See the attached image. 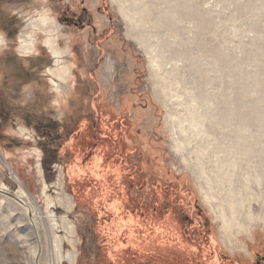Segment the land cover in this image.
<instances>
[{
    "label": "rangeland",
    "instance_id": "rangeland-1",
    "mask_svg": "<svg viewBox=\"0 0 264 264\" xmlns=\"http://www.w3.org/2000/svg\"><path fill=\"white\" fill-rule=\"evenodd\" d=\"M110 1H0V264H70L73 248L74 264H264V0ZM49 29L63 82L42 73L46 47L19 51ZM231 186L254 197L250 238L224 232L204 198L221 205ZM46 196L70 199L48 208L53 228Z\"/></svg>",
    "mask_w": 264,
    "mask_h": 264
},
{
    "label": "bare ground",
    "instance_id": "bare-ground-1",
    "mask_svg": "<svg viewBox=\"0 0 264 264\" xmlns=\"http://www.w3.org/2000/svg\"><path fill=\"white\" fill-rule=\"evenodd\" d=\"M110 2H112L113 4H115L116 3V0H111ZM136 2H140L139 0L137 1L136 0ZM141 3V2H140ZM123 11V10H122ZM140 13V12H139ZM141 14V13H140ZM122 15L123 16H127L126 15V13H123L122 12ZM127 18V17H126ZM40 20H41V24H45V25H47V26H49L50 28H52V27H55V20L54 19H51L50 17H48V16H46V15H43V16H41V18H40ZM43 26V25H42ZM50 32H51V29H49V30H47L46 32H44V33H42V37L43 38H41V40H37L36 41V37L38 36V35H40V34H38V32H31L29 35H28V39H30L29 41L28 40H24V39H22L21 37H20V39H19V42H20V46H19V51L21 52V53H25V54H29V56L30 57H33L34 58V54L36 53V51L37 52H39V47L40 46H44V47H46L47 49H48V52H49V54H50V56L54 59V63H53V66L52 67H48V68H45L43 71H42V73L44 74V75H46L47 77H53V78H56L58 81H60V82H63L64 80H66V77L68 78V76L70 77V68H69V66L67 65V60H65V59H63V56H62V54L63 55H65L66 54V51H63V52H60L58 49H56L55 47H54V45H53V38H52V33L50 34ZM44 34V35H43ZM129 36H130V34H128ZM33 37V38H32ZM141 41H143V40H141ZM144 43V42H143ZM3 44V39L0 37V45H2ZM66 47V46H65ZM60 50H62V49H60ZM66 50V49H65ZM69 50V49H68ZM71 55V54H70ZM72 56V55H71ZM68 57V56H67ZM67 61V62H66ZM66 62V63H65ZM25 63H27V64H29L28 63V61L27 60H25ZM70 64H75V61L72 59V58H70ZM26 65V64H25ZM53 78L52 79H49L50 80V82H51V84L54 86V88H56V91L59 93L60 91H59V85H57V83L53 80ZM192 96V95H191ZM155 98L157 99V96H156V94H155ZM57 102V101H56ZM61 101H59L58 100V106H61ZM57 104V103H56ZM190 112L192 111V110H189ZM200 110H198V112H199ZM193 112V111H192ZM191 112V113H192ZM197 112V113H198ZM197 113H196V116H198L197 115ZM199 114V113H198ZM189 115H192V114H189ZM195 116V117H196ZM192 118L194 117V116H191ZM193 118V119H190V120H194V119H197V118ZM190 118V117H189ZM189 118H187V120H188V123H190L191 121L189 120ZM187 120H184V121H187ZM199 120V119H198ZM204 120V119H203ZM183 121V122H184ZM197 121V120H196ZM199 121H201V120H199ZM203 122V121H202ZM178 123V122H177ZM186 123V122H185ZM187 123V124H188ZM179 124V123H178ZM193 123H190L189 125H190V129H192V127H193V125L195 126V127H198V126H196L195 124H193ZM197 124H199V123H197ZM200 125H202V123L200 124ZM178 126V125H177ZM173 127V126H172ZM204 127V126H203ZM186 128H189V127H186ZM199 128V129H198ZM198 128H194L195 130H197L196 132H201L200 130L202 129V127H198ZM242 128H244V127H242ZM242 128H240V130H242ZM176 129V128H175ZM20 130H22V129H20ZM24 130V129H23ZM194 130V131H195ZM204 130V129H203ZM172 131V130H171ZM186 131V130H185ZM187 131H188V129H187ZM193 133H194V131H193V129L191 130ZM190 131V132H191ZM20 132H22V131H20ZM183 132V131H182ZM191 132V133H192ZM205 132V131H204ZM204 132H201V134H203ZM198 133V134H199ZM178 134V133H177ZM201 134H199V135H201ZM198 135V136H199ZM205 136H207V134L205 135ZM208 136H209V134H208ZM207 136V137H208ZM211 136V135H210ZM209 136V137H210ZM232 138V137H231ZM229 139V141H231V140H233V139ZM213 139V138H212ZM174 140V139H173ZM234 140L236 141V144H242L243 145V143H242V141L240 140V137H239V132L236 134V136L234 137ZM234 140H233V143H232V145L233 144H235L234 143ZM175 141H178V139H175ZM181 143V142H180ZM185 143V142H184ZM231 143H229V144H231ZM177 144H179V143H177ZM186 144V143H185ZM188 145H189V142L187 143ZM236 146V145H235ZM235 146L233 145V148L232 149H234L235 148ZM179 146H177V145H173V150L174 151H177V150H179L180 151V149L178 148ZM183 147V146H182ZM181 147V148H182ZM185 147V146H184ZM232 147V146H231ZM222 148H224V147H222ZM183 150H184V148H182ZM219 149H221V148H219ZM219 149H217V150H219ZM216 150V151H217ZM224 150V149H223ZM225 150H227V151H229L228 149H225ZM237 150V149H236ZM235 149H234V151H236ZM216 151H215V153H216ZM222 151V150H221ZM220 150H219V152H221ZM227 151H223V152H221L222 154L224 153L225 154V157H228L227 159H225V161L227 160L228 161V159L232 156L231 154V151H230V153L228 154V153H225V152H227ZM233 151V152H234ZM237 153H238V151H236ZM182 153V152H181ZM215 153L213 154L214 155V162L215 161H217V160H215ZM237 153H234L235 155L233 156V157H235L236 156V158H237ZM241 153H246V152H243V151H241L240 152V154ZM180 154V153H179ZM29 154L28 153H26L25 155H24V158L26 157V156H28ZM243 155H245V154H243ZM218 156H220V154H218ZM230 156V157H229ZM238 156H239V154H238ZM39 158H40V155H38V158H37V165H36V168H37V174L41 177L42 176V169H41V167H40V163L38 162L39 161ZM216 159H218V157L216 158ZM231 159H233V158H230L229 160H231ZM219 160V159H218ZM221 160H223V159H220L219 160V162H222ZM224 161V162H225ZM217 163V162H216ZM231 162H228V164L229 165H227V163H226V165L227 166H231V164H230ZM236 163V162H235ZM215 164V163H214ZM237 164V163H236ZM235 164V165H236ZM219 165V164H218ZM226 165H224L223 164V166H226ZM234 165V166H235ZM226 166V167H227ZM221 168V172L223 173L224 172V170L222 171V167H220ZM230 168V167H229ZM229 168H226L227 169V171H228V169ZM200 169H202V168H200ZM216 169H217V165H216ZM233 169H234V167H233ZM200 171V170H199ZM198 171V172H199ZM221 172L219 171V174H221ZM235 172V171H234ZM233 172V173H234ZM203 173H205V171H203ZM216 173H217V171H216ZM232 173V174H233ZM207 174V173H206ZM228 174V173H227ZM232 174H230L231 176H232ZM205 175V174H204ZM224 176L223 177H230L229 176V174L228 175H226V174H223ZM235 175V174H234ZM206 176V175H205ZM216 176V175H215ZM219 176V175H218ZM13 177L17 180V181H19V179H18V176H16V174H14L13 173ZM61 177V175H59V178ZM233 177V176H232ZM217 179V178H216ZM224 179H227V183H229L228 185H233V184H231V183H233L232 182V180H231V178H230V180L228 179V178H224ZM209 180V179H208ZM258 180V179H257ZM220 181H221V179H220ZM226 181V180H225ZM229 181H231V182H229ZM259 181V180H258ZM218 182V181H217ZM223 182H224V180H223ZM218 183H220V182H218ZM227 183H225L224 182V184H226L227 185ZM56 184H58V183H56ZM259 184V183H258ZM218 185H222V184H218ZM225 185V186H226ZM227 185V186H228ZM227 186H226V188H227ZM46 187H47V185L44 183L43 184V188H42V193L43 194H45V189H46ZM222 187V186H221ZM229 187V186H228ZM225 188V189H226ZM231 189H233L232 188V186L228 189V194H229V198H228V200H226V198L224 199V200H226V201H224L223 202V204H221V205H214V204H212V201H214V200H217L218 199V194L216 195V196H218V197H216L215 195H206L204 198H205V200L208 202V203H210V207H211V209L215 212V216H216V219H218L219 220V223H220V225H221V229L224 231V232H226V233H228V234H233V230L236 228L237 229V232H239L240 234H245V235H248V238H250V236H251V234H252V232H250V229H251V227H252V225L255 223V221H257V219H258V215L256 214H254L253 212H252V210H251V205H250V203H251V201H246L247 199L249 200L250 198H252V197H250V198H246L245 199V201L247 202V204H248V206H247V204H246V202L245 201H243L244 199V197H242L241 199L240 198H237L236 196H234L233 195V191L231 190ZM4 190H5V188H4V186L3 185H1L0 184V192H2V193H4ZM220 190H223V189H220ZM225 190H223V192H224ZM220 192L221 191H219V194H220ZM218 193V192H217ZM237 193V192H236ZM223 193H221L220 195H222ZM243 195V194H242ZM244 196V195H243ZM26 198V195H25V193L21 190L20 191V195H18V196H16V199L18 198V200H19V202H22V199L23 198ZM15 198V197H14ZM220 198V197H219ZM254 198V197H253ZM252 198V199H253ZM237 199H240V200H237ZM55 201H57L59 204H62V203H67V207H68V205H69V203H70V199H69V197H66V196H64V197H61V196H58L57 198H56V200H54L53 198H51V197H48V196H46V205H47V217H48V219H49V221L51 222V224H52V228L53 227H55L56 226V220H55V216H54V214H52V212L48 209L49 207H51L54 203H55ZM245 202V203H244ZM248 202H250V203H248ZM23 203V202H22ZM224 204H227L226 205V207L227 208H225V207H223L224 206ZM246 204V207H248V209H247V211H244L245 209L242 207L243 205H245ZM237 207H239V209H241V208H243L244 210H242V213L244 214H242L240 211H239V209L237 208ZM245 207V206H244ZM215 208L217 209H219L218 210V212H216L215 211ZM68 209H70V206H69V208ZM36 211V210H35ZM244 212H246V213H244ZM31 213V212H30ZM35 217V216H34ZM260 220V219H259ZM260 222H261V220H260ZM62 227L65 229V231L67 232V234L68 235H70V236H72L74 233H75V228H74V226L72 225V224H70V223H68L67 221H65L64 219H62ZM236 232V233H237ZM252 238V237H251ZM60 242H61V240H58L57 238H55L54 239V250L55 251H57L59 254L61 253L60 252V250H61V246H60ZM69 242L73 245V241L72 240H69ZM73 247H74V245H73ZM39 254H40V252H39ZM64 257L63 256H60V259H63ZM65 258L67 259V261L70 263V264H74V262H75V249L73 248V251L72 252H68L67 253V255L65 256ZM48 264H54L53 262L51 263H48Z\"/></svg>",
    "mask_w": 264,
    "mask_h": 264
},
{
    "label": "trees",
    "instance_id": "trees-1",
    "mask_svg": "<svg viewBox=\"0 0 264 264\" xmlns=\"http://www.w3.org/2000/svg\"><path fill=\"white\" fill-rule=\"evenodd\" d=\"M1 1V0H0ZM55 152V151H54ZM46 153H48V151L47 150H45V154ZM52 153V159H51V161H50V163H54L55 162V160H56V156H55V154L53 153V152H51ZM47 164H48V162H47V160L46 159H43V167H44V169H45V171H47Z\"/></svg>",
    "mask_w": 264,
    "mask_h": 264
},
{
    "label": "flooded vegetation",
    "instance_id": "flooded-vegetation-1",
    "mask_svg": "<svg viewBox=\"0 0 264 264\" xmlns=\"http://www.w3.org/2000/svg\"><path fill=\"white\" fill-rule=\"evenodd\" d=\"M255 264H262L263 263V256L261 255H256L255 256ZM231 264H237V263H231Z\"/></svg>",
    "mask_w": 264,
    "mask_h": 264
},
{
    "label": "crops",
    "instance_id": "crops-1",
    "mask_svg": "<svg viewBox=\"0 0 264 264\" xmlns=\"http://www.w3.org/2000/svg\"><path fill=\"white\" fill-rule=\"evenodd\" d=\"M33 151H35V150H30V151H28V152H33ZM28 156H31V154H30V155H28ZM28 156H26V157H28ZM26 157H25V158H26Z\"/></svg>",
    "mask_w": 264,
    "mask_h": 264
},
{
    "label": "water",
    "instance_id": "water-1",
    "mask_svg": "<svg viewBox=\"0 0 264 264\" xmlns=\"http://www.w3.org/2000/svg\"><path fill=\"white\" fill-rule=\"evenodd\" d=\"M12 197H14V196H12Z\"/></svg>",
    "mask_w": 264,
    "mask_h": 264
}]
</instances>
